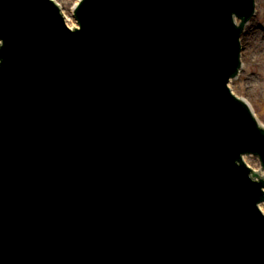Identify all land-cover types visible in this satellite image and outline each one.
Instances as JSON below:
<instances>
[{
  "label": "water",
  "instance_id": "water-1",
  "mask_svg": "<svg viewBox=\"0 0 264 264\" xmlns=\"http://www.w3.org/2000/svg\"><path fill=\"white\" fill-rule=\"evenodd\" d=\"M196 2V0L179 2L184 4V7L180 12L182 15H178L171 13L179 6L175 0L169 3H164L163 0H100L99 4L94 0L96 10L84 11L86 22L80 35L75 41L73 38L65 41V36L56 24L57 21L53 22L45 16L42 4L39 5L43 12L38 10L31 0H20L12 3L10 7H7L8 0H0V38L5 43L1 53L5 67L0 69V132H9L8 143L0 145V166H27L37 163L40 158L37 156L36 148L45 153L47 144L69 149H72V146H79L83 121L88 119L89 114L88 99L92 94L101 97L103 101L101 109L97 110V119L103 121L109 118L112 121L113 113L108 107L114 106V116L121 121L118 131L122 134L118 133V137L123 135H126V138L131 137L126 140L125 151L130 152L127 156L135 159L144 143L147 144V149L143 152L152 156L151 149L157 145L155 143L148 149L150 139H153L150 135L153 123L148 130L145 128L146 125L142 126L143 121L139 117L147 118L153 95L157 93V83H160L153 74V66L155 64L158 66V62L163 61L161 49L169 50L170 47L182 45L188 54L194 57L196 52L192 50L197 43L200 55H213L210 61L212 64L208 65L211 70L204 75L201 71L185 72L183 76L193 74L190 76L191 92H185V96L189 101L200 103V106L207 109L199 113L202 118H194L199 119V123L193 125V129L186 130L181 127V131L193 132L192 138L202 136L203 132L209 133L216 144L211 152L222 151L225 158L212 156L207 158L211 161L217 160L216 163H219L213 173H206L201 167L192 166L193 163L187 159L191 164L189 168L192 169L193 181L204 190L208 186L206 181H212V192H221L222 186L231 187L232 191H240L243 181L228 172L227 163L233 156L238 155L243 135L237 133L243 131L238 125L235 112L231 110L226 100L223 75L230 69L226 66L222 70H215L221 67L224 61L225 45L221 40L225 33L221 28L210 32L209 22L197 31L193 18ZM218 3L217 0H211L214 7H218ZM165 12L167 14H164ZM211 12L213 14L211 18H216L219 13L216 9ZM169 13L172 15L168 16ZM94 34L96 38L102 35L95 47ZM148 49L150 51L146 52ZM98 51L104 55L103 60L99 58L100 61L109 62L111 66L91 64L88 54L95 56V52ZM152 52H155V58L148 59V67L139 73L143 69L141 61ZM174 54L169 51V57H174ZM227 60L232 61V57ZM81 61H84V64ZM76 64L79 66L78 69ZM70 70H74L75 73L72 74ZM78 72L80 74H77ZM176 93H180V89ZM159 98L156 106H163L169 110L173 106L177 114H184L188 108L189 103L176 104L173 98L171 99L173 105L169 106L162 95ZM94 105L99 107L96 103ZM237 110L242 112L241 109ZM126 113L135 114L138 118L127 119ZM187 113L192 115L189 110ZM251 125L252 121L248 127ZM248 131L245 126V132ZM144 132H147L149 139ZM171 146L165 149L166 153L158 150L155 157H159V160H164L167 164L175 155V146ZM170 153L172 155L169 158L167 156ZM143 156L145 158V155ZM243 161L253 166L250 159L244 158ZM253 167L263 177L264 171H260L258 166ZM138 169L142 171L141 173L149 172L145 162H140L137 165ZM171 170L174 175L177 173L174 168ZM141 173L135 172V178H140ZM139 184L147 189L150 181H140ZM162 185L166 186L165 190H169L170 185L165 183ZM105 194L95 208L86 210L88 216H93L86 225L90 224L89 226L93 227L101 222H105L109 228H113L114 225H125L128 238L122 239L117 236L113 242L125 252L128 246L133 251L132 257L111 258L106 264H122L125 259H128L126 264H141L139 254L145 253L142 238L145 237V232L152 233L150 225L154 226L151 223L152 213H148L151 206H140L138 197L133 199L128 190ZM146 198L143 196V199ZM75 204L77 207L85 206L79 200ZM73 205V203L69 205L68 201L63 203L66 210ZM260 209L264 214V203ZM44 213L48 218L54 215L59 222L66 221L63 214L56 212L51 214L46 211ZM62 213L69 215L73 212L70 209ZM74 223L66 222L67 231H74ZM143 226L148 228L144 229ZM156 255L163 257L164 254H154L155 264H159ZM181 257L177 255L175 258L178 262H188L185 256L182 259ZM172 259L170 255L165 264L175 263ZM255 261L252 264H256Z\"/></svg>",
  "mask_w": 264,
  "mask_h": 264
},
{
  "label": "rangeland",
  "instance_id": "rangeland-1",
  "mask_svg": "<svg viewBox=\"0 0 264 264\" xmlns=\"http://www.w3.org/2000/svg\"><path fill=\"white\" fill-rule=\"evenodd\" d=\"M62 4L75 2L76 0H57ZM259 21L264 24V8L262 9V14ZM257 38H251L250 44L244 50V62L246 63L247 71L243 72V75L237 83L233 84V89L236 94L244 96L251 104L254 106V109L257 112V115L260 117L264 123V77L259 75L262 71L264 73V62L260 59H257V50L256 52H251L248 50L249 47L253 44L254 39L257 43L264 45V32L260 29L256 30ZM263 64V66H262ZM259 65V66H258Z\"/></svg>",
  "mask_w": 264,
  "mask_h": 264
},
{
  "label": "bare ground",
  "instance_id": "bare-ground-1",
  "mask_svg": "<svg viewBox=\"0 0 264 264\" xmlns=\"http://www.w3.org/2000/svg\"><path fill=\"white\" fill-rule=\"evenodd\" d=\"M68 22L70 23L71 26H73L72 23H71L70 21H68ZM259 57H260V58H264V55H259Z\"/></svg>",
  "mask_w": 264,
  "mask_h": 264
}]
</instances>
